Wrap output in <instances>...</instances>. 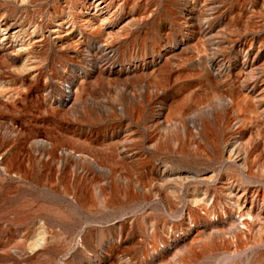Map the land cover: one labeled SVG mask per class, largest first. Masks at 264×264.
<instances>
[{
  "label": "rangeland",
  "instance_id": "1",
  "mask_svg": "<svg viewBox=\"0 0 264 264\" xmlns=\"http://www.w3.org/2000/svg\"><path fill=\"white\" fill-rule=\"evenodd\" d=\"M0 264H264V0H0Z\"/></svg>",
  "mask_w": 264,
  "mask_h": 264
},
{
  "label": "bare ground",
  "instance_id": "2",
  "mask_svg": "<svg viewBox=\"0 0 264 264\" xmlns=\"http://www.w3.org/2000/svg\"><path fill=\"white\" fill-rule=\"evenodd\" d=\"M252 43H253V41H252ZM261 46H262V45H260V47H261ZM242 48H243V47H242ZM243 49L246 51V52H244V53H246V56H248V55L251 53V46L248 47L247 49H245V48H243ZM258 52H259V51H258ZM256 55H257V53H255V56H254L253 61H252L251 63H249V62H248V63H243V62H242V63H243L242 65H243V67H244L243 70H247V69H248V70H249V71H248L249 73H250V72H251V73H252V72H253V73L257 72V73L259 74L258 71H259L260 69L258 70V66H256V62H255V61H256V57H258V56H256ZM260 68H261V67H260ZM262 69H263V68H262ZM260 71H261V70H260ZM243 72H244V71H243ZM251 73H250V74H251ZM253 73H252V74H253ZM257 73H256V74H257ZM258 74H257V75H258ZM254 77H255V76H254ZM229 152H230V154H231V155L228 156V158H229V160H230V159H232V157L234 156V154H233V152H231V151H229ZM233 159H234V158H233ZM237 159H238V157H237ZM233 194H234V193H233ZM229 195H231V194L229 193ZM234 196H235V195H234ZM239 196H240V195H239ZM237 197H238V196H237ZM239 198H241V197H238L237 199H235V202H236V205H237V206H238V204H240V200H239ZM234 205H235V204H234ZM236 205H235V206H236ZM244 205H245V203H244ZM237 206H236V207H237ZM242 209H243V207H242ZM242 209H241V210H242ZM242 215H244V216H248V217H251V216H253V213H252L250 210H249V211L246 210V213H243ZM245 224H246V222L242 223V225H245ZM246 226H248V225L246 224Z\"/></svg>",
  "mask_w": 264,
  "mask_h": 264
}]
</instances>
